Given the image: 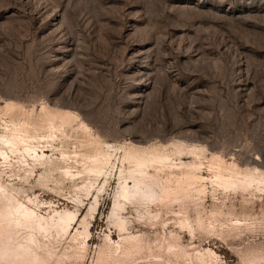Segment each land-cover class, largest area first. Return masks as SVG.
<instances>
[{
    "label": "rangeland",
    "instance_id": "obj_1",
    "mask_svg": "<svg viewBox=\"0 0 264 264\" xmlns=\"http://www.w3.org/2000/svg\"><path fill=\"white\" fill-rule=\"evenodd\" d=\"M48 111L72 117L52 143L42 126ZM10 120L36 129L53 158L89 155L98 146L116 155L99 193L102 177L88 195L78 190L79 176L62 180L55 172L60 183L40 186L39 168L28 184L10 181L42 202V214L61 212L69 221L68 233L50 242L56 254L86 225L85 258L60 264H94L105 235L120 240L109 214L120 158L132 147L195 163L207 178L203 217L222 210L246 223L235 233L215 223V232L192 236L174 224L179 202L152 205L157 223L136 221L144 210L128 205L122 212L129 231L155 240L148 255L158 253L156 243L170 230L189 252L209 249L221 264H264V190L210 181L218 160L238 178L264 177V0H0V135Z\"/></svg>",
    "mask_w": 264,
    "mask_h": 264
},
{
    "label": "bare ground",
    "instance_id": "obj_2",
    "mask_svg": "<svg viewBox=\"0 0 264 264\" xmlns=\"http://www.w3.org/2000/svg\"><path fill=\"white\" fill-rule=\"evenodd\" d=\"M71 121L72 117L69 113L48 111L42 125L49 133L48 142L52 143L58 132L63 133ZM1 128L0 264H49L50 260H53L52 264H60L64 263V260H73L72 258H85L88 250L84 238L89 235L86 225L83 226V231L76 229L74 233L72 232L69 241L71 245L67 246V250L61 255L56 254L54 243L52 246L50 242H59L68 233L69 221L59 211L51 216L42 214L40 212L42 202L36 196L33 198L24 196L23 187L15 188L10 181L18 178L20 182L27 183L35 169L39 168L43 170L38 175L40 186L46 187L50 182L55 185L60 183V180L54 176L55 172L62 177V180L67 178L73 180L79 176L83 178V184L78 186V190L88 195L102 177V183L95 187L99 193L116 165L115 153L98 146L89 155L63 156L61 152V158H53V154L48 156L45 153L47 150L43 149L44 146H40L42 137L38 136L37 130H30L26 122L4 121ZM50 146L52 147V144ZM78 156L81 159L79 161ZM72 162H78L80 168L73 166ZM124 163L127 164L126 168ZM120 164L117 176L118 189L109 214V222L112 223V227L118 229L121 237L119 241L114 242L110 235H105V241L98 250L96 249L94 264H221L215 253L207 248L203 251L189 252L179 235L170 230L168 234L165 233L160 240L158 239L159 242L156 243L158 253L148 255L147 252L153 248L155 240L151 241L142 233L130 232L128 225L131 220L122 212L128 205L135 210L138 206L143 208L144 213L135 215L136 221L143 219L149 223H157L159 212H153L152 205L166 206L179 202L181 207L176 211L174 224L192 236L194 232L200 230L214 231L217 223L226 225L232 232L240 230L245 221L242 223L236 219L233 222L232 219L230 220L232 214H224L222 210L214 212L212 210L208 217H203L201 201L206 194L203 181L207 178L200 173L198 165L182 161L175 163L168 154L149 152L136 147L123 153ZM215 164L218 170L210 180L213 187L237 188L243 191L255 187L264 190L263 174L249 176L244 174L242 178H238L236 171L233 168H226L222 161L218 160ZM73 167L76 169L74 173L71 171ZM222 170H227V174ZM96 197L94 196L92 204L90 203L88 212L90 216L96 209ZM188 206H191L189 209L194 212V217H191L190 212L188 213ZM162 220V225L167 224L168 221ZM85 222L82 220V224ZM81 235L83 240H80Z\"/></svg>",
    "mask_w": 264,
    "mask_h": 264
}]
</instances>
